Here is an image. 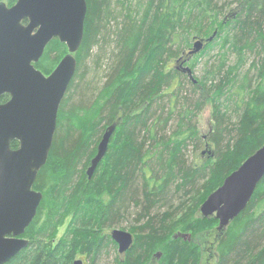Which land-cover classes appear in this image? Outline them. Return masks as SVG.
<instances>
[{
    "label": "trees",
    "instance_id": "16d2710c",
    "mask_svg": "<svg viewBox=\"0 0 264 264\" xmlns=\"http://www.w3.org/2000/svg\"><path fill=\"white\" fill-rule=\"evenodd\" d=\"M86 1L76 74L35 183L43 200L22 236L29 245L6 264H74L83 255L98 264L118 249L106 229L131 216L134 245L114 264H202L197 237L211 232L215 264H264V178L225 231L200 213L264 146V0ZM197 40L204 47L190 55ZM67 53L56 38L36 67L49 75ZM208 103L205 138L198 117ZM114 123L90 179L87 168Z\"/></svg>",
    "mask_w": 264,
    "mask_h": 264
},
{
    "label": "water",
    "instance_id": "95a60500",
    "mask_svg": "<svg viewBox=\"0 0 264 264\" xmlns=\"http://www.w3.org/2000/svg\"><path fill=\"white\" fill-rule=\"evenodd\" d=\"M87 10L86 0H17L13 6L0 1V99L9 95L7 102L0 100V264L8 263L29 245L22 236L43 200L34 186L48 161L60 106L76 74V53L84 38ZM56 38L67 46L68 53L45 75L36 64ZM203 47L204 42L197 40L190 55ZM185 62L177 63L184 67ZM184 71L193 78L189 67ZM116 127L114 123L104 133L88 171L90 177L105 158ZM15 141L20 144L18 149L12 148ZM263 178L264 146L207 197L201 215L215 217L218 230L225 231L247 208ZM110 236L121 255L134 245L129 231L114 229ZM178 237L192 240L190 233L176 234ZM74 264L84 261L77 259Z\"/></svg>",
    "mask_w": 264,
    "mask_h": 264
},
{
    "label": "rangeland",
    "instance_id": "374dc122",
    "mask_svg": "<svg viewBox=\"0 0 264 264\" xmlns=\"http://www.w3.org/2000/svg\"><path fill=\"white\" fill-rule=\"evenodd\" d=\"M3 1L5 3L8 2L7 0H3ZM196 75L200 76L201 72H197ZM211 115H212V107H211V104L208 103L205 106V108L203 109V111L201 112V114H199V117H198V119H199V121H198L199 129H200L201 134L203 136H205V138H206V134H208V132L212 128L213 122H212V116ZM202 151H205V152L207 151L206 150V145L203 146ZM206 154H205V157L207 156ZM34 189L37 190V188H35V186H34ZM37 191H39V190H37ZM68 222H69V218H67L65 225L63 227H61V230H60V233H59L60 236L64 234V231L66 230ZM134 224H136V221H135L134 217L131 216L125 222H123V223H121V224H119V225H117V226H115L113 228H107L106 232L110 234L111 231L114 230V229H123V230L129 231V229L132 228V226H135ZM213 236H214V233L211 232L209 234H205L204 236H201L200 238L197 237V239L201 241L202 246H203V252H202V261L203 262H202V264H215V262H216L215 255L214 256L212 255V251L210 249L211 245L214 242L213 241L214 240ZM118 253H119L118 249L114 250L113 248L112 249L110 248V249L107 250V252L101 258H99L97 263L98 264H114V260H115L116 256L118 255ZM160 255H161V253L159 252L158 254H156V257L159 258ZM77 259L83 260L84 264H91V261L89 259H87V257L84 256V255L77 257ZM153 264H156V263H153Z\"/></svg>",
    "mask_w": 264,
    "mask_h": 264
},
{
    "label": "bare ground",
    "instance_id": "6f19581e",
    "mask_svg": "<svg viewBox=\"0 0 264 264\" xmlns=\"http://www.w3.org/2000/svg\"><path fill=\"white\" fill-rule=\"evenodd\" d=\"M60 61H61V60H60ZM55 68H56V67H55ZM97 153H98V150H97ZM97 153H96V155H97ZM96 155H95V156H96ZM95 156L93 157V159L95 158ZM93 159H92V160H93ZM92 160H91V165H92ZM91 165L89 166V168L91 167ZM89 168L87 169V174H88V177L91 179L93 175H92L91 177L89 176V173H88ZM94 172H95V171H94ZM93 174H94V173H93ZM113 241H114V240H113ZM114 242H115V241H114ZM115 243H116V242H115ZM116 244H117V243H116ZM118 252H119V246H118ZM73 263H74V262H73Z\"/></svg>",
    "mask_w": 264,
    "mask_h": 264
},
{
    "label": "flooded vegetation",
    "instance_id": "af4514ba",
    "mask_svg": "<svg viewBox=\"0 0 264 264\" xmlns=\"http://www.w3.org/2000/svg\"><path fill=\"white\" fill-rule=\"evenodd\" d=\"M90 165H91V164H90ZM90 165H89V166H90ZM87 169H88V168H87ZM115 244H116V243H115ZM117 245H118V244H117Z\"/></svg>",
    "mask_w": 264,
    "mask_h": 264
}]
</instances>
